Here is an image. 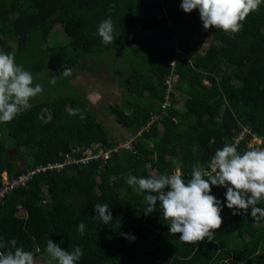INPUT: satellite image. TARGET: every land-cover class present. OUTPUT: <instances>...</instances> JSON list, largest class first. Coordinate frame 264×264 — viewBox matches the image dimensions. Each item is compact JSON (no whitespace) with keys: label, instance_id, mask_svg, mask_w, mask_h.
I'll list each match as a JSON object with an SVG mask.
<instances>
[{"label":"trees","instance_id":"trees-1","mask_svg":"<svg viewBox=\"0 0 264 264\" xmlns=\"http://www.w3.org/2000/svg\"><path fill=\"white\" fill-rule=\"evenodd\" d=\"M181 2L0 0V51L31 59L32 70L42 69V59L49 58L57 72L86 56H121L127 50V68L112 66L126 93L119 102L101 105L128 132L152 115L158 117L143 131L137 154L113 151L106 160L41 172L6 194L0 202V240L31 251L36 264L47 253L48 239L69 251L79 246L84 255L78 264H264V221L254 226L250 209L233 215L226 206V188L212 186L211 194L223 205V223L213 240L186 244L179 234H169L159 202L156 211L145 215L147 193L138 194L125 182L126 174L150 177L148 167L155 175L178 168L187 180L194 166L206 168L215 151L243 128L248 138H264V4L233 34L204 30L198 10L185 13ZM109 17L116 40L105 45L98 26ZM57 23L69 41L49 46ZM207 37L210 42L200 53ZM167 81L172 90L166 96ZM177 91L183 97L182 110L176 107ZM165 96L171 103L160 114ZM76 108L78 114H68ZM91 108L72 95L32 103L5 124L14 145L30 161L16 164L0 140V178L3 171L13 175L57 160L74 145L101 142L111 148L116 139L108 137ZM49 113L53 119L42 123L40 117L46 119ZM240 146L241 153L248 150L244 143ZM98 203L110 207L113 220L107 225L94 218ZM257 206L264 207V202ZM80 223L85 225L83 235L77 231Z\"/></svg>","mask_w":264,"mask_h":264},{"label":"clouds","instance_id":"clouds-1","mask_svg":"<svg viewBox=\"0 0 264 264\" xmlns=\"http://www.w3.org/2000/svg\"><path fill=\"white\" fill-rule=\"evenodd\" d=\"M264 0H182L181 9L185 13L198 10L204 30L219 29L224 33H238L243 28L247 16L259 10ZM114 25L109 17L98 26V35L105 45L116 40ZM71 70L64 68L62 75L68 77ZM33 74L16 63L12 53L0 51V124L10 123L22 112L32 107L31 100L44 91L39 83L34 84ZM57 77L49 79L55 85ZM80 109H69V115H76ZM44 124L53 117H40ZM125 182L136 193L144 196L147 207L145 215L156 211L157 202L162 216L169 223V234L186 244L212 241L216 230L223 223V205L211 194L212 186L226 188V206L233 215L247 214L251 210L254 226L264 221V147L252 148L241 153L236 143H226L215 151L207 167L194 166L189 179L177 171L150 177L126 174ZM95 219L109 224L112 213L108 204H96ZM82 235L84 223L78 225ZM125 238L127 234H121ZM46 251L57 264H78L84 255L79 246L65 250L51 239L47 240ZM0 264H36L31 251L17 246L15 241L5 244L0 240Z\"/></svg>","mask_w":264,"mask_h":264},{"label":"rangeland","instance_id":"rangeland-1","mask_svg":"<svg viewBox=\"0 0 264 264\" xmlns=\"http://www.w3.org/2000/svg\"><path fill=\"white\" fill-rule=\"evenodd\" d=\"M263 10V4L259 6V10L257 12H260ZM210 37L205 38V41L203 43V46L200 50V53H203L206 50V47L208 46V43L210 42ZM69 41V37L64 31L63 27L61 24L57 23L53 26L51 33L48 36V41L47 44L49 46H57V45H63L66 44ZM178 49V48H177ZM180 51V50H179ZM128 51L125 50L122 55H117L115 53L111 52H105L100 56L96 55H90L86 56L82 61H80L76 66H68V67H63L62 69H59V71L55 72L56 70L54 67L56 66V62L49 58H44L42 59L44 63V67L42 69H31V64L32 60L29 58H17L15 57L16 63L19 65H22L25 70L30 71L33 76H34V84L39 83L43 86V93L36 98H33L31 100V104L34 102H40V101H45L49 100L51 98L57 97V96H62V95H72L74 97H77L83 101L84 97L81 96V90L80 88H75L73 84H80L82 85L86 92H89L90 90H95L96 92L92 93V95L85 94L87 98V104L91 106L93 110V114L95 117L98 118H105V120L111 124L110 128L111 131H115V123L114 120L115 118L112 116H109L107 114V108L106 106H102V103H110V102H119L121 101V98H117V95L119 94H112L110 92V85L109 83L110 78H114V80L118 81V77H120V74L118 72H115L112 70V66L118 65L121 70L123 71L124 69L127 68V64L124 61V56ZM41 54L38 53V58L40 57ZM41 61V62H42ZM35 62L33 63V66H35ZM80 67H86L91 70L88 76L84 74L82 77L81 75L75 76L74 73H76V70H80ZM64 68L70 69L71 70V75L68 77H63L62 72ZM57 77V81L55 85H52L49 83V79L51 77ZM119 83V82H118ZM107 85V87H105ZM115 90V89H113ZM124 87H122V91H124ZM118 93V92H117ZM126 93V90H125ZM91 94V93H90ZM126 95V94H125ZM102 97V98H101ZM123 97V96H122ZM175 97L178 99V104L177 108L179 110H182L183 108L180 107L182 105L180 101H183L182 94L179 93L178 91L175 92ZM101 98V99H100ZM181 101V102H182ZM116 121V120H115ZM140 128V127H138ZM136 128V129H138ZM124 134V135H123ZM121 135V139H125L128 137L129 132L124 131ZM257 136V135H256ZM118 139V138H116ZM0 140L6 145L9 146L8 152L10 155V158L18 161L19 164L24 165L27 164L30 161V155H26L24 158L21 157L20 149H17L15 143L12 141V139L8 136L7 133V127L5 124H0ZM149 176L155 175V170L152 168H149ZM178 171V168L177 170ZM22 213V211H19ZM18 212V213H19ZM233 244H230L232 246ZM41 256V261L40 264L44 263H52L53 260L51 259L50 255L48 253H43L40 255Z\"/></svg>","mask_w":264,"mask_h":264},{"label":"built area","instance_id":"built-area-1","mask_svg":"<svg viewBox=\"0 0 264 264\" xmlns=\"http://www.w3.org/2000/svg\"><path fill=\"white\" fill-rule=\"evenodd\" d=\"M175 50L178 53L180 52L177 48ZM167 83L168 87L166 96L170 90H172L170 81H167ZM166 96L160 105V114L163 113L165 108L171 103V101H166ZM154 118H156V115L152 116V119ZM147 125L148 124H143L140 126V128L129 131V135L125 139H116V142H114L111 148L106 147L101 142H96L90 145H74L64 152V154L57 160L24 167L18 173L13 175H9L7 171H3L0 178V202H2L7 193L11 192L15 188L26 186L29 181L32 180L34 175L38 173L61 170L76 164L86 165L91 161L106 160L110 157L111 152L113 151H128L132 154H137L138 150L136 144L138 143L139 139H141L142 133L147 128ZM247 134L248 130L243 128L241 131L231 137L232 141L230 143H236L238 148H240V144L242 142L244 143L245 148L248 150L257 147H264V145H262L264 143L263 137H258L256 134H253L248 138Z\"/></svg>","mask_w":264,"mask_h":264},{"label":"crops","instance_id":"crops-1","mask_svg":"<svg viewBox=\"0 0 264 264\" xmlns=\"http://www.w3.org/2000/svg\"><path fill=\"white\" fill-rule=\"evenodd\" d=\"M114 65H115V63H114ZM113 71H114V73H115V68L114 69H112ZM91 72V70L90 69H88V68H83V69H80V70H76V73H74L75 75H74V77L75 76H78V75H81V77L84 75V74H86V76H88L89 75V73ZM110 83H109V85H110V92L112 93V94H119V95H117V98H122V96H123V94L125 93V90L124 91H122V87L119 85V83H118V81L116 80H114V78H110ZM72 85L75 87V88H80V90H81V96H83L84 97V100L85 101H87V98H86V96H85V94H88V95H92V93H94V92H96L95 90H90L89 92H86V90H85V88L82 86V85H80V84H73L72 83ZM105 87H107V85L105 86ZM113 89H115V90H113ZM118 92V93H117ZM91 93V94H90ZM102 98V97H101ZM100 98V99H101ZM110 116V115H109ZM113 117V116H112ZM102 119V121H103V124H104V126H105V129H106V131H107V134H108V137L110 138V139H116V138H119V137H121V135L124 133V131H127V130H125L122 126H120L115 120H114V123L116 124L115 125V127H114V129H116V132L115 131H111V128H110V126H111V124H109L106 120H105V118H101ZM124 135V134H123ZM18 149V148H17ZM26 156V154H23V153H21V157L22 158H24ZM13 161L16 163V164H19L18 163V161H16V160H14L13 159ZM20 166H22L21 164H19Z\"/></svg>","mask_w":264,"mask_h":264},{"label":"bare ground","instance_id":"bare-ground-1","mask_svg":"<svg viewBox=\"0 0 264 264\" xmlns=\"http://www.w3.org/2000/svg\"><path fill=\"white\" fill-rule=\"evenodd\" d=\"M166 101H167V99H166ZM167 102H168V101H167ZM152 116H154V115H152ZM152 116H151L149 119H147V121H146V124H148L147 127L150 125L151 122H153L155 119L158 118L157 115H156V118L152 119ZM151 119H152V120H151Z\"/></svg>","mask_w":264,"mask_h":264}]
</instances>
